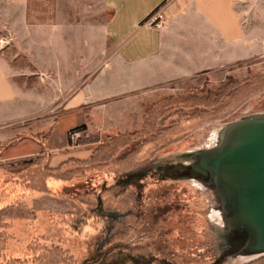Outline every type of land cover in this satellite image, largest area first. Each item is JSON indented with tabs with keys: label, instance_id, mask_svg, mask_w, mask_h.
I'll use <instances>...</instances> for the list:
<instances>
[{
	"label": "rangeland",
	"instance_id": "1",
	"mask_svg": "<svg viewBox=\"0 0 264 264\" xmlns=\"http://www.w3.org/2000/svg\"><path fill=\"white\" fill-rule=\"evenodd\" d=\"M60 86L30 82L29 90L51 102ZM90 109L46 110L0 153L10 177L0 180V264H264V251L237 244L264 240V212L228 227L240 212L262 211L244 201L258 188L235 189L219 177L232 191L218 193L215 174L228 163L205 168L198 157L219 155L231 146L224 129L264 112V54ZM42 140L49 163H34ZM24 168L30 187L16 192Z\"/></svg>",
	"mask_w": 264,
	"mask_h": 264
},
{
	"label": "crops",
	"instance_id": "2",
	"mask_svg": "<svg viewBox=\"0 0 264 264\" xmlns=\"http://www.w3.org/2000/svg\"><path fill=\"white\" fill-rule=\"evenodd\" d=\"M263 1L0 0V153L46 110L71 116L261 56ZM158 8L165 24L142 26ZM30 82L62 86L46 102Z\"/></svg>",
	"mask_w": 264,
	"mask_h": 264
},
{
	"label": "water",
	"instance_id": "3",
	"mask_svg": "<svg viewBox=\"0 0 264 264\" xmlns=\"http://www.w3.org/2000/svg\"><path fill=\"white\" fill-rule=\"evenodd\" d=\"M262 114H264V112L244 118L238 122L231 123L226 129H224V134H230L231 146L227 149L220 150L219 155L209 151V153L206 151L205 153L203 152L199 154L198 157L201 158V163L204 162V167L209 168L214 161L217 162L221 160L222 162L228 163L227 166L223 167L221 170H235L246 167H255L258 172H264V116H262ZM221 131L222 130H219V135H222ZM221 152H223V155H221ZM219 171H217V173ZM246 187L258 188L255 192L259 194V197L257 196L256 199H253V195L255 193H253V190L251 189L248 190L250 192H247V194L244 195V201L247 202V205H250L249 207H252L255 203L257 205L256 207H262V211L259 212L257 209L252 208L251 210L236 214L239 215L245 212L253 213V216L248 223L237 227L236 229L252 223L261 213L264 212V183L260 181L253 185L245 183V186L238 189H244ZM234 206L237 207V205ZM249 227L252 228V225ZM240 242L241 241L237 243L239 244V250L242 249V245L249 243L250 247L253 248L255 252L264 251V240H257L256 242L247 240L242 241V243ZM239 250L235 251V254L239 252Z\"/></svg>",
	"mask_w": 264,
	"mask_h": 264
},
{
	"label": "bare ground",
	"instance_id": "4",
	"mask_svg": "<svg viewBox=\"0 0 264 264\" xmlns=\"http://www.w3.org/2000/svg\"><path fill=\"white\" fill-rule=\"evenodd\" d=\"M234 135V134H233ZM232 135V136H233ZM216 177V191L222 194L228 195L232 191V188L223 187L222 184L224 183L221 178L223 177L224 181L230 183L231 186L238 189L242 186H245V183H249L250 185L255 184L256 182L264 183V172L257 171L255 167H246L242 169H235V170H221L217 174ZM219 181L222 183L220 184ZM252 212H245L234 217L228 219L229 228H237L240 226L245 225L250 221L252 218Z\"/></svg>",
	"mask_w": 264,
	"mask_h": 264
},
{
	"label": "trees",
	"instance_id": "5",
	"mask_svg": "<svg viewBox=\"0 0 264 264\" xmlns=\"http://www.w3.org/2000/svg\"><path fill=\"white\" fill-rule=\"evenodd\" d=\"M87 130V126L86 125H83V126H81V127H79V128H76V129H74V132H82V131H86ZM40 145H41V147H42V153L41 154H39V156H37L35 159H33L34 160V163H40V162H44L45 160L49 163V153L47 152V149H46V147H45V145H44V143H43V140L42 141H40ZM4 148L5 147H3L1 150H4ZM47 156H48V158H47ZM30 161H32V160H30ZM26 168H24L22 171H19L18 173V180H14V182H12V183H14L15 185H16V187H14L12 184V186L11 187H14V190L17 192V191H22V190H25V189H28L29 187H30V184H29V182H27V184L26 185H24L23 183L27 180V173H26ZM24 172V173H23ZM14 174V173H13ZM15 175V174H14ZM14 175H12V178H13V176ZM15 176H17V175H15ZM7 178L8 177V175H7V173L6 172H1L0 171V180H1V178ZM8 178H10V177H8ZM11 178V179H12ZM44 177L42 178V184L43 185H45L44 184ZM2 185H3V183H0V188L2 187ZM46 186H49V181H48V183H46ZM5 190H7V189H5ZM131 262H135L136 260H134V258H130L129 259ZM113 264H125L124 262L123 263H121L120 261H115Z\"/></svg>",
	"mask_w": 264,
	"mask_h": 264
},
{
	"label": "built area",
	"instance_id": "6",
	"mask_svg": "<svg viewBox=\"0 0 264 264\" xmlns=\"http://www.w3.org/2000/svg\"><path fill=\"white\" fill-rule=\"evenodd\" d=\"M165 24V15L163 9L158 8L151 15H149L141 24L150 28H161Z\"/></svg>",
	"mask_w": 264,
	"mask_h": 264
}]
</instances>
